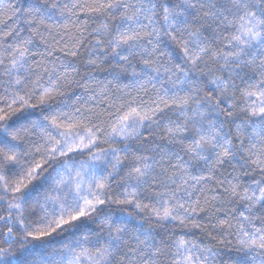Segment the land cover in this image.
Wrapping results in <instances>:
<instances>
[{
  "label": "snow or ice",
  "instance_id": "obj_1",
  "mask_svg": "<svg viewBox=\"0 0 264 264\" xmlns=\"http://www.w3.org/2000/svg\"><path fill=\"white\" fill-rule=\"evenodd\" d=\"M0 264H264V0H0Z\"/></svg>",
  "mask_w": 264,
  "mask_h": 264
}]
</instances>
